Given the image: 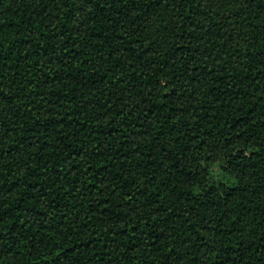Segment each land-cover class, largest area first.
I'll use <instances>...</instances> for the list:
<instances>
[{
  "label": "trees",
  "instance_id": "1",
  "mask_svg": "<svg viewBox=\"0 0 264 264\" xmlns=\"http://www.w3.org/2000/svg\"><path fill=\"white\" fill-rule=\"evenodd\" d=\"M245 4L0 0V264H264Z\"/></svg>",
  "mask_w": 264,
  "mask_h": 264
},
{
  "label": "snow or ice",
  "instance_id": "2",
  "mask_svg": "<svg viewBox=\"0 0 264 264\" xmlns=\"http://www.w3.org/2000/svg\"><path fill=\"white\" fill-rule=\"evenodd\" d=\"M82 2L87 5L88 3H91L92 0H82ZM262 2H264V0H262ZM240 3L245 4V0H240ZM245 7H247V5L245 4ZM5 131L3 129H0V136H4Z\"/></svg>",
  "mask_w": 264,
  "mask_h": 264
}]
</instances>
